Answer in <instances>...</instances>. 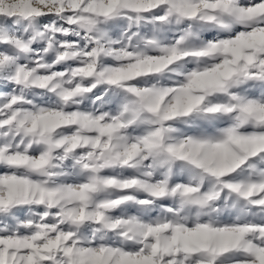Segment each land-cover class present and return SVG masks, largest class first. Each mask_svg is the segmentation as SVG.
Instances as JSON below:
<instances>
[{"label":"snow or ice","instance_id":"6c2138e0","mask_svg":"<svg viewBox=\"0 0 264 264\" xmlns=\"http://www.w3.org/2000/svg\"><path fill=\"white\" fill-rule=\"evenodd\" d=\"M0 264H264V0H0Z\"/></svg>","mask_w":264,"mask_h":264}]
</instances>
